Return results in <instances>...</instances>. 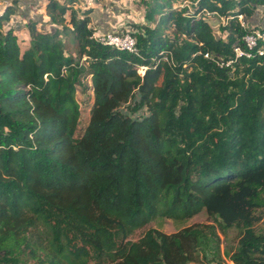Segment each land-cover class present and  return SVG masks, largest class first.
<instances>
[{
  "label": "trees",
  "instance_id": "trees-1",
  "mask_svg": "<svg viewBox=\"0 0 264 264\" xmlns=\"http://www.w3.org/2000/svg\"><path fill=\"white\" fill-rule=\"evenodd\" d=\"M177 1L143 0L147 22L128 21L135 51L97 39L71 1H46L54 28L27 18L26 48L3 28L17 0L1 12L0 264H190L199 253L264 264V55L233 50L247 31L237 14L252 19L264 0ZM88 75L93 103L76 136ZM203 209L211 223L128 238ZM231 227L236 244L222 248Z\"/></svg>",
  "mask_w": 264,
  "mask_h": 264
},
{
  "label": "rangeland",
  "instance_id": "rangeland-1",
  "mask_svg": "<svg viewBox=\"0 0 264 264\" xmlns=\"http://www.w3.org/2000/svg\"><path fill=\"white\" fill-rule=\"evenodd\" d=\"M13 1L14 0H0V14L8 5L12 4ZM177 2L185 3L187 2V0H179ZM77 3L78 6H80L78 8H85L84 10H89L91 17L90 25L96 28L95 31L116 30L122 26L130 28L132 26L131 24L128 25V21L136 23L147 22L144 15L146 7L143 0H77ZM16 5V11L11 14L9 21L5 22L3 28H6L9 25H12L14 27L21 22L26 23L28 15H30V18L39 20V27H43L44 29L54 28V24L49 21V17L45 16L46 12L44 10V0H17ZM23 13H25L27 17H24ZM253 19L260 24L264 23L263 4H260L256 9L253 15ZM215 32L217 34L219 33L216 28ZM18 36L21 37L23 36V34L18 33ZM138 70L142 73L144 68L139 67ZM90 84L91 83L88 75L81 79V83L77 85L75 96L79 102L81 113L75 131L76 136H79L82 133L90 117V109L93 103V92L90 88ZM130 104H133V102H131ZM125 106H123L122 109L126 111L127 109H125ZM144 109L145 108L142 107L137 111V113H132V115L135 116L137 114L143 113ZM258 212L263 216L259 221L255 223V228L261 231L264 228V206L260 208ZM211 222L212 219L208 216L207 212L204 209L194 214L193 216L181 221H177L167 217L156 218L148 222L144 226L135 229L133 233L128 236V238L133 240L137 239L149 227H156L164 232L170 233L181 229L184 226ZM69 234L73 235V232L70 231ZM220 237L222 240V248L225 245L235 246L238 237V229L235 227H231L227 230L226 234H220ZM73 241L77 244H82L81 240L77 237H74ZM88 248L90 249L89 245ZM39 254L43 256V253ZM201 254L202 253H199V263L190 262V264H209L210 260H208L204 256H200ZM37 257L38 256L28 257V264H46V262L44 261H39ZM90 263L91 261L89 262V264Z\"/></svg>",
  "mask_w": 264,
  "mask_h": 264
},
{
  "label": "built area",
  "instance_id": "built-area-1",
  "mask_svg": "<svg viewBox=\"0 0 264 264\" xmlns=\"http://www.w3.org/2000/svg\"><path fill=\"white\" fill-rule=\"evenodd\" d=\"M205 15L207 16V18L212 19L211 21L212 23H214L213 25L215 27H217L220 22L225 23L227 19V17L221 16L215 11L214 12L206 11ZM237 18L240 22V25L244 28H247V31L242 36L244 46L238 44L234 45L233 47L234 54L236 56H245L247 58H250L255 54L263 56L264 55V23L260 24L257 21H255L253 18L247 20L243 13H238ZM116 30L96 31L93 35L101 42H106L119 48H125L127 50L135 51L136 38L132 34L130 28L125 27L121 31H116ZM204 55L209 56V53L206 52ZM231 61L232 59L227 60L226 64H229ZM217 62L219 64H223V61L220 62L217 61ZM139 67H143L145 70L147 66L141 65ZM139 67L137 69H139ZM144 70L142 71V73L144 72Z\"/></svg>",
  "mask_w": 264,
  "mask_h": 264
},
{
  "label": "crops",
  "instance_id": "crops-1",
  "mask_svg": "<svg viewBox=\"0 0 264 264\" xmlns=\"http://www.w3.org/2000/svg\"><path fill=\"white\" fill-rule=\"evenodd\" d=\"M46 1L47 0H44V10H45V4H46ZM61 1H63V0H61ZM66 1H71V4L75 7V8H77L79 11H82V10H84L85 8H78V7H80V6H78V3H77V0H66ZM46 12V11H45ZM79 14H80V12H79ZM89 14H90V12H89ZM23 16L25 17L26 15H25V13H23ZM30 15H28V17H29ZM45 16H47V17H49L47 14H45ZM27 17V16H26ZM54 24V23H53ZM17 26H20V27H17ZM53 26H55V24L53 25ZM52 26V27H53ZM14 28H15V32H16V34H17V36H18V33H22L23 34V36H21V37H19L18 36V39L21 41V43H22V47L23 48H26L28 45H29V33H28V29H27V27H26V25H25V22L23 23V22H21L20 24H18V25H15L14 26ZM38 28H43V27H39L38 26Z\"/></svg>",
  "mask_w": 264,
  "mask_h": 264
},
{
  "label": "water",
  "instance_id": "water-1",
  "mask_svg": "<svg viewBox=\"0 0 264 264\" xmlns=\"http://www.w3.org/2000/svg\"><path fill=\"white\" fill-rule=\"evenodd\" d=\"M212 24H214V23H212Z\"/></svg>",
  "mask_w": 264,
  "mask_h": 264
}]
</instances>
